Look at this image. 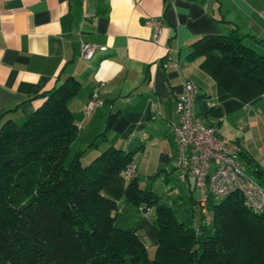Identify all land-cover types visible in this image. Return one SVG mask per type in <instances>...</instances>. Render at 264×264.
<instances>
[{
	"label": "crops",
	"instance_id": "1",
	"mask_svg": "<svg viewBox=\"0 0 264 264\" xmlns=\"http://www.w3.org/2000/svg\"><path fill=\"white\" fill-rule=\"evenodd\" d=\"M157 19L162 32L155 38L150 21ZM233 30L264 55V0H0V126L22 121L45 93L74 77L81 89L67 105L79 129L73 151H86L82 163L108 146L136 150L130 166L140 187L144 181L152 190L155 179L168 194L200 206L192 180L178 181L174 167L170 124L178 120L184 80L198 89L200 126H214L222 143L264 171V88L218 52L188 57L195 40ZM82 44L95 47L89 61L80 58ZM94 93L103 105L85 117ZM128 181L121 173L102 190L122 212L132 206L124 197ZM146 219L133 229L145 246H155Z\"/></svg>",
	"mask_w": 264,
	"mask_h": 264
},
{
	"label": "trees",
	"instance_id": "2",
	"mask_svg": "<svg viewBox=\"0 0 264 264\" xmlns=\"http://www.w3.org/2000/svg\"><path fill=\"white\" fill-rule=\"evenodd\" d=\"M243 40L236 30L203 36L188 57L218 52L243 79L264 88V55ZM80 89L69 76L22 121L0 126V264H264V212H253L237 192L209 197L194 227L177 219L162 194L132 178L124 197L153 215L154 257L134 229L117 228V203L102 190L136 150L108 146L82 163L86 151H73L79 129L67 105ZM114 121L111 115L107 127ZM238 160L252 166L248 175L262 186L264 171L241 153Z\"/></svg>",
	"mask_w": 264,
	"mask_h": 264
},
{
	"label": "built area",
	"instance_id": "3",
	"mask_svg": "<svg viewBox=\"0 0 264 264\" xmlns=\"http://www.w3.org/2000/svg\"><path fill=\"white\" fill-rule=\"evenodd\" d=\"M150 25L154 30V37H158L162 32L161 21L152 20ZM94 53V46L82 44L81 59L89 61ZM197 97L196 85L184 80L176 105L178 120L170 124L175 146L174 167L179 171L178 181L192 180L204 211L209 197L220 199L237 192L249 209L257 214L263 213L264 188L247 174L245 166L239 162L240 148L222 143L214 126H200L195 112ZM102 105L99 96L92 94L84 106V116L89 117ZM122 173L128 179L135 177V170L130 165Z\"/></svg>",
	"mask_w": 264,
	"mask_h": 264
},
{
	"label": "rangeland",
	"instance_id": "4",
	"mask_svg": "<svg viewBox=\"0 0 264 264\" xmlns=\"http://www.w3.org/2000/svg\"><path fill=\"white\" fill-rule=\"evenodd\" d=\"M83 162L85 165L86 164L85 161ZM246 172L247 174L251 173L249 166H246ZM141 184H142V187L144 188L145 187L144 181H142ZM148 184L152 187L153 191L157 192L158 194L163 195L164 202L168 203V205L172 207L174 214L176 215L177 219L180 222H184L194 227H197L201 223V208L198 204L196 207H194L192 204L189 203L186 197L184 198L182 197V199H179V197L176 198L174 195L168 194L167 193L168 189L165 190L164 186L160 185V181L157 182L154 179L152 181H149ZM262 187L264 188V183H262ZM194 197L195 199H197V197L199 198V195L197 193H194ZM130 209L131 210L129 211L126 210L122 212L120 207L118 206V210L116 212V219H115V226L117 228L124 229V230L131 229V228L133 229L135 226H138L141 223V220L146 219L145 217H147L146 220L151 221L153 225L154 217L151 213H147V216H145L142 211H139L140 214L139 213L133 214L132 211H134L135 208H133V206H130ZM156 246H157V243L155 244V246H149V245L145 246L148 252V256L151 259L154 257Z\"/></svg>",
	"mask_w": 264,
	"mask_h": 264
}]
</instances>
